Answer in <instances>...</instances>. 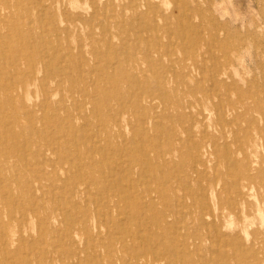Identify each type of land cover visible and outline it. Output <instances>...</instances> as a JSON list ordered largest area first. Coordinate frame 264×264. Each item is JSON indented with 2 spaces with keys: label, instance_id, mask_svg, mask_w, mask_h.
<instances>
[{
  "label": "rangeland",
  "instance_id": "1",
  "mask_svg": "<svg viewBox=\"0 0 264 264\" xmlns=\"http://www.w3.org/2000/svg\"><path fill=\"white\" fill-rule=\"evenodd\" d=\"M21 1L22 8H15L22 15L18 23L5 17L8 9L0 11V20L5 18L1 33H23L3 45L25 46L35 54L39 51L40 57L22 60V69L31 63L36 69L31 78H21L27 84L12 98L22 124L17 129L19 149L5 136L0 140V160H10L7 167L0 166V240L6 241L0 243V264H120L110 262L109 254L116 253L106 250L110 236L124 237L123 215L114 213L100 246L89 238L95 237L98 218H103L99 204L113 200L122 188L131 191L111 177H120L128 167L129 153L121 148L130 143L146 158L143 167L132 164V177L143 179L137 186L145 195H140L159 209L158 190L173 204L175 224L187 221L189 231L210 238L211 250L207 243L198 249L189 246L186 264H264V187L259 186L264 184V0H151L156 13L135 7L132 0H111L110 6L104 0H45L43 11L29 0ZM93 19L102 23L94 25ZM167 44L173 57L188 59L178 72L181 84L166 85L153 102L144 95L140 105H127L120 112V101L134 100L139 91L122 74L130 70L128 65L116 71L117 60L107 50L130 46L140 57L149 48ZM10 57L0 56L2 67ZM152 57L155 63L161 61L156 53ZM192 61L199 66L194 68ZM55 63L56 69L46 70ZM3 79L0 73V84L11 90L13 81H20ZM218 102L226 105L222 114L215 109ZM12 111L0 114V121L9 120ZM43 113L50 120L39 121ZM56 122L64 126L56 129ZM41 134L62 142V147L40 143ZM73 145L76 151H65ZM93 145L105 152L92 150ZM29 149L34 154L27 156L31 165L26 167V159L20 160ZM91 157L106 163L91 167ZM245 162L250 177L235 183ZM7 184L15 204L4 198ZM203 204L206 223L198 221L196 212ZM118 207L126 208L123 202ZM82 214L89 219L88 241L81 230L69 239L65 233L72 225L78 227L75 222ZM109 247L124 253L116 242ZM219 253L224 260L217 259Z\"/></svg>",
  "mask_w": 264,
  "mask_h": 264
},
{
  "label": "bare ground",
  "instance_id": "2",
  "mask_svg": "<svg viewBox=\"0 0 264 264\" xmlns=\"http://www.w3.org/2000/svg\"><path fill=\"white\" fill-rule=\"evenodd\" d=\"M29 1L32 3L31 4L29 2L31 5H33V8L43 11V5H44L43 2L45 0H29ZM54 1H58V0H52L50 3L54 2ZM136 1L137 0H132V2L135 5V7H137V8L138 7H145L149 11L152 10L151 11L152 13H156V9L158 7L156 8L154 2H151V0H142L143 2L142 1L136 2ZM77 4H79V2ZM103 4H105L106 6L112 5L111 0H104ZM23 5H24V2H22L21 0H0V11L5 9V8L8 9L9 10L8 11L9 14L7 12V15H5V17L7 16V18L13 19L16 23H18V22H20L22 15H20V12L19 11L17 12L15 10V8L20 10ZM176 8H177V6H176ZM181 8H184V6L183 7L181 6ZM10 10H11V12L13 11V13H10ZM88 10H89V8H88ZM179 10H180V8H179ZM181 10H183V9H181ZM176 11H177V9H176ZM178 14H179V12L176 15L178 16ZM180 14H179V16H180ZM26 16L29 19V21H31V18L28 16V14ZM171 16H172V14H171ZM154 17H156V16L154 15ZM4 19L0 20V25L4 23ZM166 19H169V18L166 17ZM102 20H104V19H102ZM93 21H94L93 22L94 25H100L102 23L101 20H99L101 22H97V23H96L95 19H93ZM146 23H148V22H146ZM186 24H187V22H186ZM186 24L184 23V25H186ZM145 25H147V24H145ZM167 25H170V24H167ZM167 25L165 24V26H167ZM197 26L195 25L194 27H197ZM130 27L133 28V26H130ZM159 27H161V26H159ZM184 27H186V26H184ZM187 28H189V27H187ZM150 29L152 30V28H150ZM170 29H171V27H170ZM140 30H141V28H140ZM90 33H92V32L90 31ZM170 33H172V32H170ZM197 33L198 32H196L195 35ZM182 34H183V32H182ZM197 35H199V34H197ZM21 37H23V33H21L20 31L18 33L17 32L10 33V35H6V34H3V33L0 32V56H11L9 58V60L6 61L4 67H2L1 64H0V73H1V75H2V77L4 79L13 77V79H19L20 80L19 82L16 81L17 83L15 81H13L12 90H11V88L7 87L4 83L0 84V86H1L0 87V104H1L0 105V108H1L0 114H2L5 111H8V110H13L12 111V116L9 117V120H6L4 122H3V120L0 121V140L4 136H5L6 140L7 139H9V140L11 139L12 140V147L14 149H16V150L19 149V146H18V141H19V137H18L19 135L18 134L19 133H18L17 129H22L21 128L22 124H21V120L19 119V115H18L17 110H16L18 105L15 102H12V98L14 99V97L19 93L20 90H18V88H20V87L22 88L25 84H27V81H25V80L21 81V78H24L25 76H27L28 78H31V74L33 72H35V69H36V66L35 65L32 66V63H31V65H30V67L28 69H22L20 67V64L23 63L22 60H24V59L29 60L30 57H32V56H35L37 58L40 57L39 51H37L38 53L35 54V52L33 50H29L25 46H20V45L13 46L11 44L3 45V43L7 42L8 40H11L12 42H14L15 40L21 39ZM140 38L142 39V37H139V39ZM154 38H157V36L154 37ZM157 40H158V38H157ZM187 40H189V39H187ZM153 41H154V39H153ZM212 41H213V39H212ZM155 43H156V40H155ZM194 45H195V43H194ZM184 49H185V46H184ZM184 49H182V52H183ZM134 50L135 49L131 48L130 46L129 47L128 46H126V47L123 46L121 48H116V49L115 48H110V49L107 50V53L109 54V56H111L112 58H115L117 60V70L116 71L121 72V70H123V66H125V64L128 65L130 70L129 71L126 70V72L122 73V74H123L125 80L127 81V84L129 86H132L133 89H137L139 91L135 95V99L134 100H132L130 98H126V99L124 98L123 100L120 101V109L119 110L122 113H124L123 109L127 105H130V106H131V104L140 105V103L143 101V96L144 95L147 96L149 98V100L153 102V100H156V98L159 97V94H162V93H164L166 91L165 90V89H167V88H165L166 85L168 87L169 85L173 84L174 82L176 84H177V82L181 84V80H180L181 77L180 78L178 77V72H180L182 69L186 68L187 67V63H188V59L185 58V57L178 58V57H173L172 56L173 54H171V44L164 45L161 48H159V46L158 47L149 48L146 51V53L144 54V56L142 55L140 57L138 55V52H135ZM153 53L157 54V56L159 57V60H161L160 61L161 63L160 62L159 63L158 62L155 63L153 61V57H152V60L150 59L151 58V54H153ZM44 58H45V56H44ZM190 64H193L194 68H197L199 66L195 61H192ZM57 65L58 64L55 63L52 67H48L46 70L56 69ZM62 66H64V65H60L59 68H62ZM4 68L6 69L5 71L2 70ZM71 83H74V81L71 82ZM212 86H213V84H212ZM169 87H172V85L169 86ZM164 100L166 102H168L170 99L169 98H164ZM225 106L226 105H224V103L218 102L215 105V109H216V111H218L219 114H222L224 112ZM75 110H76V108H75ZM38 117H39V121L40 120H50V118L45 117L44 113L42 115L38 116ZM161 119H162V117H161ZM53 120H58V117L54 116ZM88 121L90 122V120H88ZM177 121H179V120H177ZM149 122H150V120H149ZM193 123H194V121H193ZM195 123H198V122L195 121ZM55 124H56L55 125L56 129H61L64 126L62 123H58V122H56ZM29 126H30V128H32L31 124ZM163 128L164 127L162 126V129ZM188 129H190V128H188ZM184 133H185V131H184ZM143 134H139V135H143ZM165 134H167V133H165ZM149 135H150V133H149ZM170 135H171V132H170ZM154 139H155V137H154ZM39 140H40V143H43V142H45L46 144L49 143L50 145L53 146V148L62 147V142L54 141L53 139H51L48 136V134L44 135V136H43V134H41L39 136ZM65 147H66V149H65L66 152H69V150H72V151H76L77 150V148H76L77 146H74V145L73 146H65ZM1 149L2 148L0 147V151H1ZM91 149L94 150V151H97V152L98 151L105 152V148L101 149V147L99 145H93V146H91ZM121 149L123 151V154H128L129 153V160H128V164L129 165H127L128 167H125L124 172H123V174L120 177H118L117 175L116 176H111V177H112V181L115 182V183L118 182V181L119 182H121V181L124 182L125 184H124L123 187L126 186L127 188H130L131 189L130 193L129 194H128V192L126 193L125 189L122 188L123 190L122 189L118 190V192H117L118 194H116V197L112 198L113 200L107 199L103 203L99 204V206H100L99 210L100 211H98V212L100 213V215L103 216V218H100V219L98 218V222L96 223V229H97L96 230L97 234H95L96 238L94 236L93 237L91 236V238H89V234H88L89 232L86 231V225L89 222V219L87 217H85L83 214L81 216H78V219L75 222L78 227H74L73 228V225H72V228H69V231L65 233L66 237H68L69 239H71L72 237H78L80 234H79V232L77 230H81L83 235L86 238L85 239L86 241H88V238H89V239L93 240L95 245L100 246L102 241H103L100 238L101 234H107L108 232H110V228H112V223L110 222V219H112V216L115 213L116 215H119V216L123 215L122 220L125 222V227H124V231H123L124 237L123 236H122L123 238L122 237H117L115 239V237L110 236L111 241L109 243H107L108 247H107L106 251L108 253H110V252H112V253L115 252L116 253V256L115 255L112 256V254H109V261L110 262H113L114 260H116V261L120 262V264H186L187 262L184 259L185 258V254L188 253L187 250H190L191 246H192V249H195L196 247L198 249L199 247L201 248L200 245H202L203 243H207L208 244V249H210V247H209L210 238L208 236H204V235H201L199 233H193V232L189 231V229H188V227H189L188 223L189 222L187 223V221L185 223L183 222L180 226H178L177 224H175V222L172 221V218H173L172 216L174 214V210H173V207H172L173 204L170 201L163 200V198L161 196V193L158 190H157V192L156 191H154V192H156V196L155 197L157 199H161V207L159 209H157L158 207L155 206V202L153 200L144 199L145 198L144 197L145 190L140 191V189L137 186L139 184L138 182H141V180H143V179L133 178L132 175H131L132 168H133L132 164H134L135 166H138V168H139L140 166L143 167V165L146 163V158L144 157V153L143 154L140 153L138 148L135 145L131 144V143L128 146H127V144H123ZM154 149H155V146H154ZM182 149H184V148H182ZM179 151H180V149H179ZM30 154L31 155L34 154L32 149L27 150V153H25L24 155L21 156V160L20 161H22V160L25 161V159H26V161H25L26 167H28V165H31L30 164L31 161H29L27 159V156L30 155ZM154 158H156V157H154ZM9 161L10 160H8V158H4L2 161L0 160V166H6L7 167V165H10ZM87 163L91 167H103V165L106 162L94 161V160H92V157H91V159H89V161H87ZM245 163L246 164H245V166L242 169L243 170L242 171L243 175L242 176L240 175L239 179H236L235 183H238V181L240 182L241 180L244 179V177H250V173H249L247 162H245ZM76 169L77 170H81L80 172H82V169H80V167L76 166ZM141 169L143 170V168H141ZM149 169H152V168H149ZM218 169H220V167H218ZM219 171H218V173H219ZM258 178H259V176H258ZM149 180H151V178ZM227 180H228V178H227ZM144 181H146V180H144ZM259 186L264 187V184L260 183ZM5 188H6V190L4 191V193H6V196L4 198L7 199V197H8V199L6 201H10L11 203L15 204L16 201L14 199H12V198H9V196L7 195V192L10 189L8 184H7V187L5 186ZM241 188H243L242 184H241ZM147 189L150 190V188H146V190ZM52 191H53V189H52ZM142 193L144 194L143 196L140 195ZM1 196H2V194H0V197ZM149 198H151V197H149ZM119 202H123L125 204L126 208L125 207H123L122 209H121V207L119 208L118 207V203ZM185 209H187V208H184L183 210H181V212H184ZM59 210H60V208H59ZM203 210H204V204H203L202 208L200 207V208L196 209L197 216H198V221L199 222L202 221L203 223H206L205 220H204L205 218H204V213H203L204 211ZM17 212H18L17 209L13 210V211H9V215L12 216L13 213H17ZM186 213L188 214L190 212L186 211ZM147 215H148V218H145V217H147ZM12 217H10V218H12ZM150 217H152V218H150ZM71 223H70V225H71ZM64 224H66V222ZM4 239H2V241L0 240L1 241L0 243H5L6 244V241ZM8 241L9 240H7V242ZM114 242H116V243H118L120 245V250L122 252H124L123 254L122 253L119 254L117 251H114V249H111L109 247L110 245H113ZM32 244H33V242H32ZM252 244L253 243L250 241L249 245L252 246ZM75 245H76V243H75ZM40 246H42V244H40ZM32 248H33V250L35 249L34 246ZM17 251H18V249H17ZM29 253L31 254L32 252L29 251ZM67 253H68V251H67ZM39 254H41V252ZM58 255H60V254H58ZM20 256H18V257H20ZM29 257L31 258V256H29ZM12 258H13V256H12ZM217 259L221 260V261L224 260L220 253H219V257H217ZM34 261H35V259H34ZM43 261H44V259H43ZM28 262H30V261H28ZM216 262L217 261L209 260V263H206V264H217ZM223 262H219V264L227 263V261H223ZM188 263H189V261H188Z\"/></svg>",
  "mask_w": 264,
  "mask_h": 264
}]
</instances>
